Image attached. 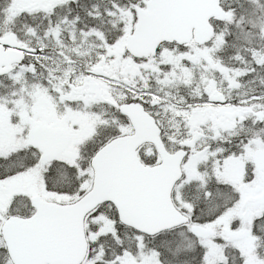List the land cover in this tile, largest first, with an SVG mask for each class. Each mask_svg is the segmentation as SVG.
Wrapping results in <instances>:
<instances>
[{
  "label": "snow or ice",
  "instance_id": "snow-or-ice-1",
  "mask_svg": "<svg viewBox=\"0 0 264 264\" xmlns=\"http://www.w3.org/2000/svg\"><path fill=\"white\" fill-rule=\"evenodd\" d=\"M0 264H264V0H0Z\"/></svg>",
  "mask_w": 264,
  "mask_h": 264
}]
</instances>
